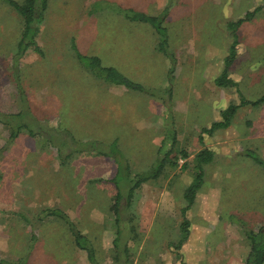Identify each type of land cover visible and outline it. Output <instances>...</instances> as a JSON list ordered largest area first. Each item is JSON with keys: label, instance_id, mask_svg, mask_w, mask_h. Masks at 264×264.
<instances>
[{"label": "rangeland", "instance_id": "374dc122", "mask_svg": "<svg viewBox=\"0 0 264 264\" xmlns=\"http://www.w3.org/2000/svg\"><path fill=\"white\" fill-rule=\"evenodd\" d=\"M167 1L48 0L37 37L43 54L24 53L18 81L12 67L21 21L0 4V113L20 110L21 122L36 134L23 129L10 139L0 122V259L89 264L60 219L37 218L44 208L64 211L89 238L101 264H240L245 257L249 244L239 224L226 213L203 218L201 209L208 202L212 213L214 207L220 213L222 203L235 204L224 199L237 194L229 185L221 187L217 204L214 200L218 170L231 168L234 173L226 179L223 172L220 183L245 177L246 191L254 189L248 192V208L263 211L264 103L240 108L228 128L202 134L201 142L198 137L229 104H238L240 95L255 100L264 94V6L238 29L237 57L228 70L237 88H222L214 79L231 43L227 22L262 1L172 0L163 23L175 58L170 77L161 35L119 13L129 8L158 16ZM77 53L98 57L141 89L110 85L78 61ZM70 136L106 145L116 140L121 165L112 156L78 153ZM173 138L175 166L167 164L160 176L141 184L129 205L121 201L115 248L117 184L127 194V178L150 173L159 148L166 149ZM203 148L214 159L202 166L204 182L186 213L189 235L178 256L170 243L179 239L184 190L194 180V157ZM247 224L256 230L261 222ZM238 243L244 253L237 251Z\"/></svg>", "mask_w": 264, "mask_h": 264}, {"label": "trees", "instance_id": "16d2710c", "mask_svg": "<svg viewBox=\"0 0 264 264\" xmlns=\"http://www.w3.org/2000/svg\"><path fill=\"white\" fill-rule=\"evenodd\" d=\"M262 5L256 7L254 10L246 12L242 17L236 20H230L227 22L226 28L229 31L231 38V43L228 49V54L224 58L223 69L220 74L214 79V84L218 87H235L237 88V83L234 82L228 74L229 67L232 65L234 60L237 57V45H238V29L243 22L253 19V17L261 10L264 6V0ZM0 4L11 8L14 12L19 15L21 21V30L19 38L16 42L15 50V62L12 67L15 81H18V60L24 55L27 50L42 55V49L37 44V37L40 34L41 25L44 23L45 14L47 13L48 0H0ZM172 5V0H168L164 10L160 15H148L143 12L135 11L129 8L119 9V13L133 22L147 23L150 24L158 34L161 35L160 49L163 53L169 58L170 67L168 69V76L170 77L174 71L175 58L173 53L168 49L167 46V37L165 35V28L163 26L164 19L167 12V9ZM78 61L83 63L91 71L95 72L97 77H100L102 80L107 81L110 85L123 87L125 89H135L140 90L141 85L129 80L122 73H120L116 68L110 66H103L98 57L95 56H84L77 53ZM18 84V82H17ZM20 95H23V92L19 89ZM264 103V94L261 95L258 99L249 100L240 95L238 104H229L225 109L220 112V120L214 121L208 128H203L198 137L199 142L202 141V134L211 135L214 131L219 129H226L230 126L231 121L236 114V112L244 106L256 107L259 104ZM21 111L18 113H0V122L6 125L9 129V138L16 139L23 129L28 131V134L31 137H36L34 131L29 129L24 123L21 122L22 116ZM71 137V136H70ZM71 140L76 145V151L78 153L85 152L91 153L96 156H112L118 167L121 165L120 159L121 154L117 149L116 140L112 141L110 145H106L103 142H98L95 140L87 141H74V138L71 137ZM175 138L172 142H169V146L166 149L159 148L157 163L154 165L155 168L152 169L150 173L139 175L138 173L134 174L132 177L127 178V194L122 195L117 184L116 195L114 197V202L112 209L115 216V224L117 225L115 238L113 240V245L115 248L119 247L118 240L121 233V229L118 227L120 222V208L122 207V202L125 200L124 205H129L130 200L133 197L134 192L140 187L141 184L150 181V179H155L163 173V170L167 164L175 166L176 161L170 162V156L174 149ZM48 142L46 143V145ZM58 156L62 163L63 154L61 153L60 148L57 147ZM251 152V151H250ZM182 156L186 158L187 154L181 152ZM213 153L203 148L198 151L194 157L195 161V176L193 182L184 190V200L186 205L181 209L182 221L179 226V239L177 242L170 243V246L176 251L177 255L180 254L178 251L181 249L182 245L188 238L189 235V220L186 217V212L189 210L191 204L193 203L196 193L198 192L201 184L203 183V168L204 164L210 163L213 160ZM258 164H263L259 159H256ZM185 165H183L184 167ZM126 168H129L126 165ZM128 173V172H127ZM52 217L54 219H60V221L66 226V230L69 232L74 246L80 251L84 252L86 259L89 264H101L97 260L95 248L92 245L89 238L82 234L77 228V225L69 218V216L64 213V211L58 208H44L37 214L38 219ZM26 221V219H25ZM243 227V232L246 239L249 243V252L245 259L244 264H263L264 262V223L257 231H252L248 229L245 225ZM115 258H118L115 255ZM26 257L19 258L17 260H7L0 259V264H26Z\"/></svg>", "mask_w": 264, "mask_h": 264}, {"label": "crops", "instance_id": "0c3cea01", "mask_svg": "<svg viewBox=\"0 0 264 264\" xmlns=\"http://www.w3.org/2000/svg\"><path fill=\"white\" fill-rule=\"evenodd\" d=\"M139 12H141V11H139ZM206 128H208V127H206ZM230 170L229 171H223L221 169L218 170L217 173L220 175V177H219L218 184L216 183V185H215V186H218V189L215 188V191H214L215 199L214 200H215V204H217L219 196H220V198H222V194H223V189L221 187L225 186V185L226 186L229 185L230 188H235L236 189V190H234V192L237 193V194L230 193L226 197H224V196L223 197L225 199V202H226V199L229 197V198H231V200H230L231 202L235 201V204H231V205H226L225 204L224 205V203H222L223 207L222 208L219 207L220 208L219 209L220 213H217L216 207H214V210H213L214 213H212L208 209L209 203L207 202L206 207H203V209H201V210H203V211H201V215L204 218L206 215L211 214V215L214 216V219H215L216 216H218V217L221 216L222 215L221 213H226L229 216L228 220H230L231 222H235V223L239 224L238 225V230L241 231L242 239L244 240V238H246V237H245V234L243 232V227L242 226L245 225L248 229H250L252 231H257L259 228L254 230L253 228L248 226L247 222H249V221H259V222H261L259 227H261L262 224L264 223V209H263V211H259V210H252L251 208H248L247 203L251 201L249 196H248V194H250L254 189L250 188L248 191H246L247 185L249 184V182L247 181V179L245 177H240L239 179L235 178L234 182L231 181L230 183H228V181L225 182V183H220V181H221L220 179L223 177L222 176L223 172H224V174L226 173L228 175V176H225V178L228 179V178H230L231 173H234L235 169H231L230 168ZM203 182H204V180H203ZM240 190L245 191V194L242 193V191H240ZM250 190H251V192L248 193ZM220 202H221V199H220ZM230 217H232V218H230ZM187 219H188V217H187ZM240 223H241V225H240ZM240 246L242 247V245L240 243H238L237 244V248H238L237 251L239 253H244L243 249L242 250L239 249ZM248 252H249V249H248L245 257L243 259H241V263L240 264H244Z\"/></svg>", "mask_w": 264, "mask_h": 264}]
</instances>
